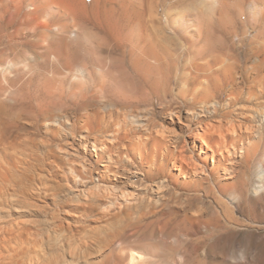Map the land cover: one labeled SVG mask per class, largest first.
<instances>
[{
    "label": "bare ground",
    "instance_id": "6f19581e",
    "mask_svg": "<svg viewBox=\"0 0 264 264\" xmlns=\"http://www.w3.org/2000/svg\"><path fill=\"white\" fill-rule=\"evenodd\" d=\"M106 1L100 11L101 0H0V264H163L157 242L168 240L177 258L166 264H198L206 242L230 227L234 204L263 216L264 0H202L193 13L188 6L197 0ZM178 51L191 55L192 79L204 73L199 98L196 89H178L202 109L191 114L197 128H182L191 155L169 138L180 134L171 128L130 140L125 158L174 189L189 182L202 187L197 194H219L207 217L142 192L99 194L78 183L50 141L62 134L69 139L76 127L98 159L108 143L128 137V131L120 136L122 110L104 97L172 96L171 86L188 75L178 70ZM243 81L258 109L246 112L244 123L205 122L218 112L216 94L224 84ZM131 115L124 114L133 123ZM168 116L171 124L180 121L177 112ZM102 123H111L103 141L91 137L102 133ZM236 156L251 176L230 184Z\"/></svg>",
    "mask_w": 264,
    "mask_h": 264
},
{
    "label": "rangeland",
    "instance_id": "374dc122",
    "mask_svg": "<svg viewBox=\"0 0 264 264\" xmlns=\"http://www.w3.org/2000/svg\"><path fill=\"white\" fill-rule=\"evenodd\" d=\"M105 1L101 0L102 2L100 3L101 7L99 6L100 11L101 8L103 10V4L108 5V3H106L107 1L106 2ZM188 7L190 10L189 12L192 11L195 12L196 10L201 9L202 0L201 1L197 0L194 4L189 5ZM240 28H241L240 30L242 31H244V29L247 31L246 28H242V27ZM248 35L249 33L246 34V37L244 36L245 42L243 48L241 49L242 56L244 58L245 57L248 58L249 56V54L247 53L249 52L250 49V43H249L250 35L249 36ZM176 40H179V41H175L178 44V46L176 45L177 50L182 49L181 45L179 44L182 43V41L180 40V38H178V35ZM178 52L181 53V51ZM181 54H183L184 56L182 55L180 58L181 61L178 64L179 67L178 70L182 69V73H186V74L188 73V75H186L184 80L178 82L176 81V84L171 86L172 88L171 91L172 90L174 91V92L172 91L173 93L172 96L167 97L163 101L158 100L156 97H152V96L150 100H147L150 98V96L147 97L144 95L143 97L141 96L140 98L131 101H127V100L120 101L117 98L113 99L111 97H104L103 100L105 103L108 104L112 103L111 105H113V107H115L117 110L119 111L122 110L121 113L123 112V117H125L127 126L124 125L125 130H120L121 133L120 136L123 135L124 133L126 134V132L128 131L127 132L128 137L121 140L118 144L108 143L107 147L102 149V155H100L102 157L101 159L100 156H98L99 157L98 159L96 158L97 156H95L92 153L93 151H91L88 144L85 145V142L88 140V137L86 136L87 134L83 133V131L77 130L76 127H74L75 130L74 128L72 130L73 133V134L71 133L72 136H69L68 137L69 139H67L69 143H66L67 140L64 137V134L60 135L55 139L50 140L52 141L53 144L56 145L58 150H60L59 151L60 154H62V157L68 163L69 168H71L72 172H74L73 176L75 177L76 180L78 179V183L87 184L89 187L93 185L92 187L94 188V190H97L98 193L101 191V193L99 194L104 193L111 198L112 197L120 198L121 193L123 192L124 193H128V192L131 193L133 191L142 192L144 195L145 194L146 196L150 195L155 199L162 198L163 200L166 201L168 200V202L170 201L169 203L174 206L183 204L184 206H187L188 212L190 214H193L196 211L201 210L204 213V215L207 217L212 215L214 210H217V206L215 205L213 200H217L216 197L219 194L214 196V194L206 191L205 193L203 192L201 193L200 191L199 194H197L198 192H196V189L199 190L201 186L194 185L197 186L195 187L194 190V187L189 185L190 184L189 182H187V186H185L187 190L185 189V187L181 185L177 186L178 189L179 187H181L179 190L174 189L173 187H171V185L168 186V184L166 185V183L162 184L163 181L162 179H160L161 177L156 178L153 176L154 178L148 177L149 178L148 179L147 176L143 174L141 167L137 165V162H135L132 157H130L131 161L129 162L125 158V155L128 154L127 150H128V143L130 142V140L135 141L133 140L135 138L145 139V135L151 133L152 131L155 132L162 129L170 130L171 128H172L171 130H176L177 135L179 133L180 134L177 139H175L173 135L172 136L170 135L169 138H171V140H174L179 147L187 145L186 154L188 153L187 155H191V152L189 150L190 149L189 145L191 144L189 140H187L188 133H182L183 132L182 128L184 129L190 126H192L191 129H195V127L197 128L198 125L196 119L192 117L191 114H194L193 112L195 111L197 112V114H200L199 111L200 110L202 111V109H200L201 106L195 105L193 101L189 99L187 94L182 95L180 93V90L178 89L187 86L189 90H195V89L197 90V88L199 87V83L203 81L204 75L202 74L204 73L202 71L194 72L195 75L193 76L195 77H193L194 79L193 80L192 77H190L191 64L189 63L191 62V58H190L191 55L189 54V52L181 53ZM187 60L189 63L187 62ZM185 61L187 62L186 64H184ZM182 65L185 66L182 67ZM186 66H187V70L185 68ZM180 82H182L181 83L183 84L182 86L181 84H179ZM106 84L108 87L111 85L109 83V80H107ZM249 86H251V84L246 83L245 81L236 84L235 83L233 84L232 82L230 83L228 82L227 84L225 83L224 87L221 88V92H218L216 94V100L220 104V107L218 108V112L216 113V115L207 118L205 122H208L209 120V122L212 124L213 123L218 124L220 122L226 123L227 120V122L244 123L246 112H248L249 110L258 109L257 106L258 101L249 99L248 97V93L250 92ZM200 91L198 89L195 92V96L198 95L196 96L198 98L201 95ZM178 92L181 96L178 94ZM263 101L264 98L260 102ZM172 112L175 114L177 112V115L179 114V118H180V121H178L179 123L177 121L176 123L173 122L172 124L170 123L171 120L168 115L171 114ZM128 113L132 114L131 117L132 116L134 117L133 123H131V121L127 119L128 118L127 116H129ZM124 114H126L127 116H124ZM102 116H107L104 110H102ZM189 120H192V122L191 121L189 122ZM93 126L96 128L98 127L96 123ZM105 126L109 127L111 126V123L107 125L102 123V133L100 132L95 133V135H91V137L98 136L99 138L102 137V141L105 140V138L109 135V133H106L107 129L106 130L104 129ZM28 132H31L30 133L31 135L32 133L36 134V137L40 140L43 141L49 140V137H47L41 131L30 130ZM30 134L29 136H31ZM88 136L90 135L88 134ZM230 162H231L230 166L232 167V173L231 175L228 176L229 177L228 182L230 184H232V182L236 183L238 180L240 181V178L242 176L244 177V175L246 176L247 179L248 176H251L250 172L244 174L245 172L244 170L246 169L243 159L240 160V158L236 156ZM252 180L254 181V178H252ZM174 190H176L175 193L177 192L178 195H174L175 194ZM237 204L238 203H236V205L234 204L233 205L234 207L232 206L233 208L232 217H231L232 223H229L230 225L228 224V226L230 227H227L228 229H220L219 230L220 233L217 232L218 235L216 234L213 237V239H210L206 242L204 247L199 252V259L197 261L198 264H210V263L228 264V262L229 264H264V209L261 210L262 212L261 214H263V216L261 215L262 217L259 216L256 217L254 215L252 216L249 215L248 212L247 214L246 212L241 211V209L239 210ZM153 234L155 237H158L157 233H153ZM154 236L152 237V239L155 242H157L159 238L156 240ZM170 242L172 243L171 240L167 241L169 245L166 242L165 243L167 245L165 243H164L165 245L162 244L163 242L161 241L157 242L158 247L161 246L159 248V254L161 259L164 258V260L162 259V262H165L163 264H166V262L167 263L171 262L170 261L171 258L172 259H174V257L177 258L175 254L177 247L171 244ZM172 245L173 247L175 246V249L172 247ZM165 246H167V248ZM190 262L191 261L188 262V260L187 262L185 261V263L187 264H189ZM190 264H197V263L191 262Z\"/></svg>",
    "mask_w": 264,
    "mask_h": 264
}]
</instances>
